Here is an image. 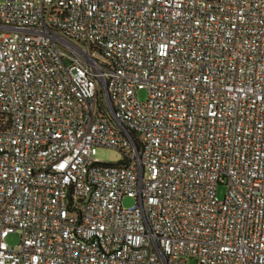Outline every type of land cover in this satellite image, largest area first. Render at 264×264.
<instances>
[{
  "label": "built area",
  "instance_id": "obj_1",
  "mask_svg": "<svg viewBox=\"0 0 264 264\" xmlns=\"http://www.w3.org/2000/svg\"><path fill=\"white\" fill-rule=\"evenodd\" d=\"M188 260L264 264V0H0V264Z\"/></svg>",
  "mask_w": 264,
  "mask_h": 264
},
{
  "label": "rangeland",
  "instance_id": "obj_2",
  "mask_svg": "<svg viewBox=\"0 0 264 264\" xmlns=\"http://www.w3.org/2000/svg\"><path fill=\"white\" fill-rule=\"evenodd\" d=\"M139 97L142 101L146 99V93L140 92ZM97 158L106 163H116L121 161L122 153L107 147H100L97 149ZM226 189L223 186L218 188V197L223 200L225 197ZM125 207H130L134 204L131 199H125L123 202ZM7 242L10 246H17L20 243V236L17 234H10L7 238ZM187 264H195L194 260H188Z\"/></svg>",
  "mask_w": 264,
  "mask_h": 264
}]
</instances>
